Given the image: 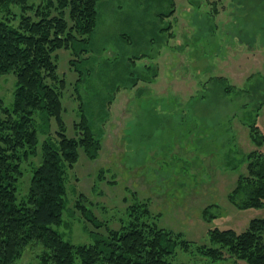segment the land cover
Listing matches in <instances>:
<instances>
[{
  "label": "rangeland",
  "instance_id": "1",
  "mask_svg": "<svg viewBox=\"0 0 264 264\" xmlns=\"http://www.w3.org/2000/svg\"><path fill=\"white\" fill-rule=\"evenodd\" d=\"M98 10L89 50L54 54L67 82L66 134L76 135L83 101L102 142L96 158L80 147L67 167L63 223L54 227L75 244H90L94 233L126 223L132 204L147 202L160 226L200 244L209 242L210 227L241 231L264 217V207L241 209L228 198L247 171V153L264 151L249 131L255 121L264 134V0H99ZM16 83L13 71L0 77V99L11 110ZM42 126L39 119L36 154L22 163L19 198L42 161L43 141L61 130L54 117L49 129ZM81 194L102 225L77 209ZM44 249L31 242L15 264H45ZM171 259L231 264L182 249Z\"/></svg>",
  "mask_w": 264,
  "mask_h": 264
},
{
  "label": "trees",
  "instance_id": "2",
  "mask_svg": "<svg viewBox=\"0 0 264 264\" xmlns=\"http://www.w3.org/2000/svg\"><path fill=\"white\" fill-rule=\"evenodd\" d=\"M98 1L0 0V77L11 71L17 75L12 110L3 107L0 99L5 113L0 117V264H15L35 241L45 247L40 256L45 264H180L171 259L177 249L211 261L264 264V217L252 218L241 231L210 227L209 242L200 244L181 231L160 226L147 202L132 204L126 223L94 233L90 244H75L54 227L63 223L67 167L78 161L80 147L90 158H96L102 147L101 136L93 128L97 119L86 113L83 101L76 135L66 134L62 98L67 82L58 73L54 54L60 48H71L73 54L89 50L98 23ZM14 5L21 7L20 14ZM218 79L224 81L221 76ZM230 87L225 86L226 91ZM53 117L61 130L55 138L43 141L42 161L34 167L27 195L19 198L22 163L36 154L38 120L45 130ZM249 127L253 143L262 146L264 134L259 125L253 121ZM246 156L247 171L228 198L241 209L262 208L264 151L254 148ZM85 199L81 194L75 206L96 226L102 225L83 203ZM210 207L203 209V217L209 220L214 216Z\"/></svg>",
  "mask_w": 264,
  "mask_h": 264
}]
</instances>
